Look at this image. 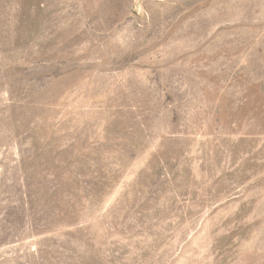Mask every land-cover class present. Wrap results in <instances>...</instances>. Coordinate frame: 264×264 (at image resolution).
<instances>
[{
    "label": "rangeland",
    "instance_id": "rangeland-1",
    "mask_svg": "<svg viewBox=\"0 0 264 264\" xmlns=\"http://www.w3.org/2000/svg\"><path fill=\"white\" fill-rule=\"evenodd\" d=\"M0 264H264V0H0Z\"/></svg>",
    "mask_w": 264,
    "mask_h": 264
}]
</instances>
